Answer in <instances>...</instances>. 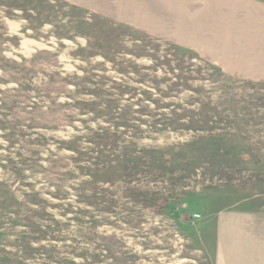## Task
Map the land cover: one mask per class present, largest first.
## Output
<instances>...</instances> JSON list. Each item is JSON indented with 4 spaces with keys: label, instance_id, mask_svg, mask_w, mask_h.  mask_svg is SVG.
Wrapping results in <instances>:
<instances>
[{
    "label": "rangeland",
    "instance_id": "1",
    "mask_svg": "<svg viewBox=\"0 0 264 264\" xmlns=\"http://www.w3.org/2000/svg\"><path fill=\"white\" fill-rule=\"evenodd\" d=\"M145 3L0 0V264H216L213 215L264 211V82L207 55L202 0Z\"/></svg>",
    "mask_w": 264,
    "mask_h": 264
},
{
    "label": "crops",
    "instance_id": "2",
    "mask_svg": "<svg viewBox=\"0 0 264 264\" xmlns=\"http://www.w3.org/2000/svg\"><path fill=\"white\" fill-rule=\"evenodd\" d=\"M57 1L132 25L154 26L159 19L156 14L149 13H154L156 6L147 7L145 1L148 0ZM202 1L207 5L204 12L208 17H217L215 22L208 24L214 37L208 39L207 55L219 58L220 65L228 73L264 82V2ZM215 5L216 10L212 9ZM208 222L210 225L207 224L204 232L208 231L213 240L216 264H264V211L221 209Z\"/></svg>",
    "mask_w": 264,
    "mask_h": 264
},
{
    "label": "built area",
    "instance_id": "3",
    "mask_svg": "<svg viewBox=\"0 0 264 264\" xmlns=\"http://www.w3.org/2000/svg\"><path fill=\"white\" fill-rule=\"evenodd\" d=\"M192 217L197 220L200 218V214L199 213H193Z\"/></svg>",
    "mask_w": 264,
    "mask_h": 264
}]
</instances>
